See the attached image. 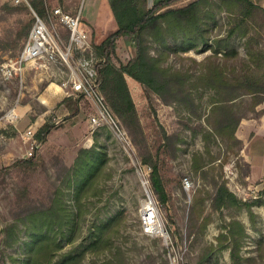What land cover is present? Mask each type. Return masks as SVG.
Listing matches in <instances>:
<instances>
[{
	"label": "rangeland",
	"instance_id": "374dc122",
	"mask_svg": "<svg viewBox=\"0 0 264 264\" xmlns=\"http://www.w3.org/2000/svg\"><path fill=\"white\" fill-rule=\"evenodd\" d=\"M31 1L21 5L13 0H0V66L9 59L17 58L24 47L28 25L35 18V13L38 15ZM44 1L47 3L46 16H39L52 23L50 16L59 7L60 0ZM156 1L150 0V4ZM192 1L183 0L171 8H181ZM251 1L264 8L260 0ZM53 6H56L55 9ZM76 8L78 13L81 11L82 22L91 34L92 44L101 43L117 28L108 0H76ZM213 27L210 45L215 47L217 39L229 35L231 20L226 13H217ZM57 28L61 29L60 26ZM247 30V37L240 34L232 37L231 43L237 51L234 57H227L224 48H218L217 53L212 49L203 53L191 51L182 53L181 58L172 56L165 65L199 73L201 68L191 60L205 63L211 57H217L229 75L247 72L254 78L263 77V22L257 19ZM247 41L251 43L250 48L246 46ZM251 49L254 52L252 57ZM136 54L137 49L131 39H121L114 62L118 65L127 63ZM152 54L156 55L155 50ZM67 80L68 69L61 65L44 70L28 68L24 82L20 79L5 81L0 76V118L10 116L13 109L28 103L33 107L32 118L37 117L45 111L39 96L49 87L61 88L64 94L63 84ZM130 89L150 151L154 155L158 154L157 161L169 195L168 204L163 206L154 194L150 182L151 169L142 164L140 147L133 142L118 117L111 112L125 130L128 137L126 142L118 140L108 125L93 130L90 119L91 115L98 113V109L92 101L84 99L80 113L73 118L69 117V111L63 107L58 110L57 106L47 116L56 125L49 135L50 142L43 149V154L35 150L36 155L44 158L45 166L28 175L12 169L0 178V264H23L25 260L23 247L29 240L25 227L19 225L20 242L14 248L6 246L3 229L15 223L17 216L23 213V208L29 202L23 197L26 189H29L31 199L46 201L56 187H64L61 183L64 174L56 164L64 163L67 168L72 167L79 151L93 145L106 153L105 168L97 186L99 194L85 196L82 202L84 219L81 222V235L75 243L64 240V249L59 254L75 248L83 250L88 244L90 229L95 224L117 217L120 218L118 233L113 235L109 249L100 255H86L84 264L93 261L101 264L113 260L118 251L123 254L125 264H199L210 247L219 245L225 224L237 219L244 223L247 231L241 247L246 264H264V101L256 107L257 113L252 114L251 96L236 100L238 105H242L241 112L249 116L237 130L241 138L237 137L243 142V150L238 158L220 140L215 139L207 145L200 133L195 134L200 124L206 125L212 98L216 96L211 89H201L195 93L197 102L201 104V123L177 103L166 105L154 96L151 104L135 81L131 82ZM165 133L177 135L181 139L175 145L179 148L175 155L171 153V148L165 146ZM200 165L203 167L196 172V167ZM248 167L251 169L249 176L246 173ZM186 181L190 182V186L186 185ZM216 183L226 184L239 199L252 204V213L245 208L213 210L211 204ZM67 190L66 201L74 207L75 199L72 192ZM199 196L205 198V215L210 217L207 224L197 212L192 211L195 207L197 209L198 203L195 201ZM147 202L155 206L159 219L156 221L157 226L148 227H156L157 232L154 229L149 232L147 225L145 229L146 215L143 216L142 212ZM204 264H232L230 249L213 253Z\"/></svg>",
	"mask_w": 264,
	"mask_h": 264
},
{
	"label": "trees",
	"instance_id": "16d2710c",
	"mask_svg": "<svg viewBox=\"0 0 264 264\" xmlns=\"http://www.w3.org/2000/svg\"><path fill=\"white\" fill-rule=\"evenodd\" d=\"M108 1L117 28L101 43L92 44L93 55L103 60L99 65L100 92L109 110L123 122L133 142L140 147L142 164L151 169L152 190L161 204L166 206L169 195L157 161L158 154L154 155L147 144L128 79L142 87L151 104L154 96L166 105L177 103L195 116L199 123L203 119V114L200 113L201 104L197 102L195 93H199L201 89L214 91L216 96L212 98L209 115L205 119L206 125L200 124L195 134L200 133L207 145L215 139L220 140L227 146L228 151L240 158L243 142L237 137V130L241 122L249 116L241 112L242 105H238L236 100L251 96L253 103L250 111L256 114V107L264 101L262 97L264 76L254 78L247 72L229 75L217 61V57H211L205 63L191 60L201 68L199 73L184 68L177 69L165 63L172 56L181 58L182 53L191 51L203 53L210 49L217 53L218 48L226 49L227 57H234L237 51L231 43L233 35L247 37V29L251 28L257 19L264 25V8L251 0H194L181 8L171 7L183 0H158L154 4H150V0ZM31 6L38 15L46 16L47 3L44 0H32ZM58 6L66 13L78 15L76 0L71 2L60 0ZM55 7L53 6V9ZM221 12L226 13L231 20V29L226 38L216 40L215 48L210 45V38L217 13ZM34 22L35 18L28 25L27 38ZM124 38L131 39L136 46L137 54L127 63L118 65L114 58L117 57L118 42ZM246 46L250 48L251 43L247 41ZM153 50L156 55L152 54ZM253 54L251 49V57ZM90 55V52L86 53V56ZM83 100V95L70 96L64 98L58 106L69 111V117L73 118L80 113ZM54 129L56 125L47 119L35 132L34 137L38 144L46 143ZM18 135L19 132L12 125H8L7 129H0V138H15ZM164 139L165 146L171 148V153L175 155V151L179 150L175 145L181 141L179 136L165 133ZM105 160L106 153L97 148V145L82 148L72 167L67 168L64 163L56 164L64 174L61 182L64 187H56L46 201L31 199L29 189H26L23 197L29 202L23 208V213L17 216L15 223L3 229L6 246L14 248L20 242L19 225L25 227L29 240L23 247L25 249L23 264H84L86 255H100L109 249L113 235L118 233L120 218L117 217L95 224L90 229L89 241L83 250L75 248L59 254L64 249V240L75 243L81 235V222L84 219L82 202L90 193L99 194L97 186L105 168ZM43 166L44 158L35 154L33 157L18 159L10 166L0 168V178L12 169H18L24 175H28L36 173ZM200 167L203 165L197 166L196 172ZM250 172L251 169L248 167L247 176ZM215 185L216 193L211 204L213 210L245 208L252 213V204L239 199L226 184ZM262 185L264 187V183ZM66 189L72 192L75 199L74 207L66 201ZM195 202L198 205L197 209L195 207L192 210L193 213L197 212L207 224L210 217L205 215V198L199 196ZM246 237L244 223L237 219L231 220L225 224V232L219 237V245L210 247L199 264L206 263L213 253H219L224 249H230L232 264H246L247 260L241 255V247ZM90 264L99 263L93 261ZM101 264H125V261L121 251H118L113 260Z\"/></svg>",
	"mask_w": 264,
	"mask_h": 264
},
{
	"label": "built area",
	"instance_id": "2783aa9c",
	"mask_svg": "<svg viewBox=\"0 0 264 264\" xmlns=\"http://www.w3.org/2000/svg\"><path fill=\"white\" fill-rule=\"evenodd\" d=\"M13 1L21 4L28 0ZM50 19L52 23L35 13V22L22 51L17 58L0 66V76L5 81L20 79L24 82L28 68L44 70L54 65L65 66L68 69V80L63 84L65 96L83 95L84 99L92 101L98 109L90 119L93 130L108 125L118 140L126 142L125 130L115 120L100 92L99 65L103 60L93 55L91 36L82 22L81 11L78 15H71L56 8ZM88 52L91 53L89 57L86 56ZM34 136L33 130L26 133L30 143L26 158L33 157L39 147ZM186 185L190 186V182L186 181ZM144 224L145 229L146 225L154 226L147 222Z\"/></svg>",
	"mask_w": 264,
	"mask_h": 264
},
{
	"label": "crops",
	"instance_id": "0c3cea01",
	"mask_svg": "<svg viewBox=\"0 0 264 264\" xmlns=\"http://www.w3.org/2000/svg\"><path fill=\"white\" fill-rule=\"evenodd\" d=\"M260 2L264 3V0H260ZM131 82L134 81L128 79L130 87ZM56 95L59 97L57 98ZM64 95L65 91L63 94L61 88L51 89V87H49L44 94L39 96L40 104L45 108V111L41 112L37 117L33 116L32 118L33 107L28 103L13 109V113L10 116H3L0 118V129H7L8 125H12L19 132V135L15 138H0V168L10 166L11 163L15 162L16 158L22 159L26 157V153L30 147V143L26 138V133L28 130L37 132V130L46 123L48 114L52 112L53 109H56L58 103L66 97H64ZM61 108L62 107H59L58 110ZM64 110L66 109L64 108ZM11 118L13 119L11 120ZM243 122L244 120L241 122L240 126H242ZM238 133L237 135L240 137V131H238ZM50 137L51 136L48 137L49 139L46 143L39 145L37 148L39 153L43 154V149L50 142Z\"/></svg>",
	"mask_w": 264,
	"mask_h": 264
},
{
	"label": "bare ground",
	"instance_id": "6f19581e",
	"mask_svg": "<svg viewBox=\"0 0 264 264\" xmlns=\"http://www.w3.org/2000/svg\"><path fill=\"white\" fill-rule=\"evenodd\" d=\"M149 197V196H148ZM143 216H145V219H144V222H149L155 226H157V222H158V216H157V211H156V208L155 206L151 203V202H147L145 203L144 205V209H143V212H142ZM157 221V222H156ZM148 226H151V225H147V228H148V231H152V229H154V231H156V227L155 228H152V227H148ZM157 232V231H156ZM160 232H162V228L160 226Z\"/></svg>",
	"mask_w": 264,
	"mask_h": 264
}]
</instances>
